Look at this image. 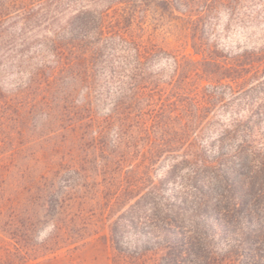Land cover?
Listing matches in <instances>:
<instances>
[{
	"label": "trees",
	"instance_id": "1",
	"mask_svg": "<svg viewBox=\"0 0 264 264\" xmlns=\"http://www.w3.org/2000/svg\"><path fill=\"white\" fill-rule=\"evenodd\" d=\"M261 1L262 9L257 11ZM101 3L0 0V80L1 67H7L14 54L32 51L29 61L39 58L41 63L31 70L27 89L57 88L68 115L88 111L94 116V100L105 93L98 87L106 80L120 88L108 118L132 116L142 130L147 114L159 118V128L173 122L168 145L157 136L158 144L149 146L152 158L144 163L150 165L167 145L171 163L164 177L148 184L110 226L117 250L125 251L121 240L133 229L154 238L146 251H154L161 264H184L186 259L215 264L227 258L264 264V44L232 58H223L213 46L200 51L195 45L196 53L203 56L201 62L171 56L172 86L179 80L191 86L202 72L209 84L177 92L167 103L137 113L127 105L131 99L139 101L147 62L156 53L117 21L108 20L112 6ZM215 4L232 18L249 19L251 24L264 13V0H210V9ZM244 6L250 9L248 14ZM229 59L235 62L229 65L225 62ZM199 63L215 70L202 69ZM161 75L151 83L159 82ZM83 84L89 91L83 96L85 103L79 104ZM24 92L18 89L12 95L22 97ZM5 94L0 86V109L14 99Z\"/></svg>",
	"mask_w": 264,
	"mask_h": 264
},
{
	"label": "rangeland",
	"instance_id": "2",
	"mask_svg": "<svg viewBox=\"0 0 264 264\" xmlns=\"http://www.w3.org/2000/svg\"><path fill=\"white\" fill-rule=\"evenodd\" d=\"M34 1L24 0L26 4ZM100 2L112 6L108 20L117 21L156 53L147 62L139 101L131 99L127 105L137 113L167 103L177 92L209 84L202 72L191 86L184 80L172 86L171 56L201 62L203 56L194 45L200 51L213 46L223 58H232L264 44L262 12L259 21L251 24L249 19L232 18L217 4L210 9V0ZM243 9L248 14L250 9ZM260 9L262 1L257 5V11ZM31 55L32 51L14 54L7 67H1L0 86L5 95L18 89L25 92L22 97L12 95L10 104L0 109V264H161L154 251H146L153 247L154 238L129 229L121 240L125 251H119L110 226L148 184L164 177L171 163L167 145L173 122L159 128V118L147 114L142 130L132 116L108 118L120 88L106 80L98 87L105 93L94 100V116L88 111L68 115L57 88L27 89L31 70L41 63L39 58L30 62ZM200 64L202 69L215 70ZM160 73V81L151 83ZM88 91L87 84L81 85L76 102L85 103L83 96ZM157 136L167 145L144 167L152 158L149 146L159 142ZM189 259L195 261L193 256ZM186 261L184 264H194ZM215 264L240 263L227 258Z\"/></svg>",
	"mask_w": 264,
	"mask_h": 264
}]
</instances>
